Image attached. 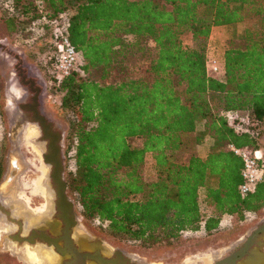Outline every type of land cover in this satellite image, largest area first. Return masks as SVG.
I'll return each instance as SVG.
<instances>
[{"label":"trees","instance_id":"trees-1","mask_svg":"<svg viewBox=\"0 0 264 264\" xmlns=\"http://www.w3.org/2000/svg\"><path fill=\"white\" fill-rule=\"evenodd\" d=\"M0 8V31L10 34L24 29V17L68 23L80 72L55 81L73 150L65 180L82 217L111 238L158 249L202 223L210 232L225 214L241 221L264 207V176L240 194L243 160L234 151L258 150L264 134V0H0ZM238 22L242 37L222 52L223 77L208 75L212 27ZM230 116L246 117L253 133L236 132ZM4 163L1 145L0 179Z\"/></svg>","mask_w":264,"mask_h":264},{"label":"rangeland","instance_id":"rangeland-1","mask_svg":"<svg viewBox=\"0 0 264 264\" xmlns=\"http://www.w3.org/2000/svg\"><path fill=\"white\" fill-rule=\"evenodd\" d=\"M2 13L3 11L0 8V24ZM23 19L25 20L24 29L19 32L10 34L0 31V146H4L6 162V153L12 147L10 135V125L13 123L12 114L17 110L16 104L21 100V91L24 89L17 81L14 68L15 64L20 63L26 74L33 78L42 89L40 103L43 112L51 117L56 129L62 134L60 144L64 166L63 177L65 178L66 172L74 168V160L73 150H66L67 115L60 106L62 93L59 91L58 84L52 75L53 49L51 34L53 26L43 18L36 19L33 22L29 21L27 17ZM243 28L244 23L238 22L211 30L210 37L212 35V38L209 37L207 41L206 61L216 59L219 63L223 62L222 52L227 42L234 38L240 39ZM144 45L146 57L150 58L154 55L153 44L146 41ZM214 77L220 78L222 75H214ZM31 126L33 127L32 124H29L27 127L31 128ZM33 140V142L25 140L23 133L18 136L20 150L29 163L18 179V186H16L13 196H35L36 194L29 193L30 186H34L36 190L43 194V191L37 187V179L41 174L39 168L43 164L41 163L40 153L38 154L37 150H34L35 138ZM128 141L132 146L141 145V139L137 137L129 138ZM203 142L204 140L201 143ZM183 156L185 155L180 157ZM262 157L264 158V154H262ZM143 172L147 180L153 178V159L150 154L145 156ZM66 193L75 203V214L79 222L84 223L88 229L99 235L106 245L123 252L138 264H183L186 260L201 257L203 259V257L209 255H212L211 259L220 257L226 252L225 245L238 239L246 229L253 226L264 215V208L252 214V217L249 215L241 221L233 215L230 218V224L216 230L183 233L179 240L169 248L147 249L132 242L111 238L105 234L97 220H86L81 216L80 207L68 189ZM0 199L5 198L0 196ZM12 213L15 214L14 211ZM10 225H12L10 222H2L1 225L0 233H3V242H5L6 248L0 246V264H38L37 260L26 256L24 250L17 249V243H11V240L7 239L8 233L11 231Z\"/></svg>","mask_w":264,"mask_h":264},{"label":"flooded vegetation","instance_id":"flooded-vegetation-1","mask_svg":"<svg viewBox=\"0 0 264 264\" xmlns=\"http://www.w3.org/2000/svg\"><path fill=\"white\" fill-rule=\"evenodd\" d=\"M15 58L17 59V57ZM14 68L17 81L24 89L21 91V100L16 104L17 110L12 114L13 117L15 115L23 117V126H21L23 128L31 124L28 122L33 118V111L30 107L34 104L35 89L39 88L36 109L47 121L52 123V129L58 131L51 117L43 112L40 103L42 93L40 86L26 74L20 63L15 64ZM12 125L13 123L10 125V131ZM32 125L36 127L35 124ZM43 151L47 150L41 152ZM30 182L32 183L31 180ZM47 186L53 193L48 182ZM30 189L29 193H34L35 196L19 195L0 199L5 211L9 212L7 215L0 209V231L2 222H10L12 224L10 225L11 231L8 233L7 239L11 240V243H17V249L26 250L25 244L32 248L39 247L42 256L40 255L38 264H138L123 252L106 245L99 235L88 229L84 223L79 222L75 214V203L67 193L66 202L57 204L54 196L48 201L46 196L36 190L34 186H30ZM69 202H72V205ZM12 211L15 212L14 215ZM257 221L252 226H255L253 229L250 231L246 229L238 239L225 245L226 252L222 256L211 259L212 255H209L203 259L201 257L186 261L197 260L196 264H215L218 260L227 257L228 260L224 264H264V232L253 238L243 254L239 255L238 253L243 242L258 225L264 222V218ZM0 246L6 248L5 242H3V233H0ZM186 261L183 264H187Z\"/></svg>","mask_w":264,"mask_h":264},{"label":"water","instance_id":"water-1","mask_svg":"<svg viewBox=\"0 0 264 264\" xmlns=\"http://www.w3.org/2000/svg\"><path fill=\"white\" fill-rule=\"evenodd\" d=\"M33 82V81H32ZM39 88L35 89V96L33 97L34 104L30 107L33 111V118L28 120L29 123L35 124L39 130L37 142L43 144V150L46 152H41L40 158L41 162L49 166L48 172V184L53 190V196L56 198L57 204H63L66 202V190L67 182L63 177V160H62V149L61 140L62 134L58 131L52 129V123L47 121L43 115H41L36 109L37 106V94L39 93ZM22 107V106H21ZM23 117L21 115H15L13 117V125L11 127L10 135L12 141V147L6 155L5 169L3 175L0 179V196L7 198L13 196L18 186V179L23 174L24 170L27 168V162L20 150V145L18 142V136L20 135L23 126ZM72 205V202H69ZM0 209L4 212L5 209L0 203ZM9 215V212H6ZM264 232V222L256 227L251 235H249L246 240L241 245L238 250L239 255L243 254L246 248L253 241V238L260 233ZM228 258H223L215 262V264H224Z\"/></svg>","mask_w":264,"mask_h":264},{"label":"built area","instance_id":"built-area-1","mask_svg":"<svg viewBox=\"0 0 264 264\" xmlns=\"http://www.w3.org/2000/svg\"><path fill=\"white\" fill-rule=\"evenodd\" d=\"M42 18L52 24V49H53V71L54 79L60 81L63 77L74 72H80L81 57L71 44L68 38L67 21L59 22L58 20H48L45 16ZM207 74L210 76L222 75L223 64L217 62L216 59L206 61ZM220 77V78H222ZM218 78V77H216ZM228 123L238 133L250 132L249 121L246 117L234 116L228 117ZM235 153L241 156L243 167L241 171L242 181L238 187L240 194L245 195L253 192L256 186L263 180L264 176V158L259 150H251L248 148L234 149Z\"/></svg>","mask_w":264,"mask_h":264},{"label":"bare ground","instance_id":"bare-ground-1","mask_svg":"<svg viewBox=\"0 0 264 264\" xmlns=\"http://www.w3.org/2000/svg\"><path fill=\"white\" fill-rule=\"evenodd\" d=\"M25 128V127H24ZM23 128V130H24ZM23 136L25 138V140L33 142L34 137L35 138V145H34V150H37L38 154L43 150V144L37 142V134L39 130H37L36 127H26L25 130L23 131ZM21 132V133H22ZM21 135V134H20ZM25 161L27 162V166H28V160L25 158ZM42 163V162H41ZM43 164V163H42ZM45 164L41 165L39 170H40V177L39 179H37V187L40 188L43 191V194L46 196L47 200L50 201L53 193L51 191V189L47 186V180H48V172H49V167H47L48 165L44 166ZM8 199V198H7ZM39 248V247H38ZM38 248H32L30 246H26V250H24V253L26 254V256L33 258L35 260H39L40 259V251ZM42 256V255H41Z\"/></svg>","mask_w":264,"mask_h":264},{"label":"crops","instance_id":"crops-1","mask_svg":"<svg viewBox=\"0 0 264 264\" xmlns=\"http://www.w3.org/2000/svg\"><path fill=\"white\" fill-rule=\"evenodd\" d=\"M227 26H229V25H227ZM221 27H226V26H213V27H212V30H214V29H219V28H221ZM212 32H213V31H212ZM211 38H212V35H211L210 39H211ZM221 64H223V62H221ZM259 142H260V148H259L258 150H259L260 153L264 154V134L260 137ZM210 144H211V138L207 137V138L204 139V142H203V143H201V144L198 145L197 150H198V156H199V157L204 158V157L206 156ZM263 208H264V207H263ZM252 214H254V213H252V212H246L244 218H246V217L249 216V215L252 217ZM231 216H232V215H227V214L223 215V216L221 217V219H220L219 227H218V228H220V227H222V226H224V225H226V224H230V223H231V220H230ZM228 218H229V219H228ZM262 218H264V215L262 216ZM262 218H261V219H262ZM259 220H260V219H259ZM257 222H258V221H257ZM257 222H255V224H256ZM255 224H254V225H255ZM254 227H255V226H254ZM254 227L251 226L249 229H247V231H248V230L250 231V230L253 229ZM199 232H206V231H205V228H204V226H203V223L201 224V226L199 227L198 230H196V231H184L183 233H199ZM196 261H197V260H195V261H191V262L188 261L187 264H196V263H197ZM200 263H202V262L200 261Z\"/></svg>","mask_w":264,"mask_h":264}]
</instances>
